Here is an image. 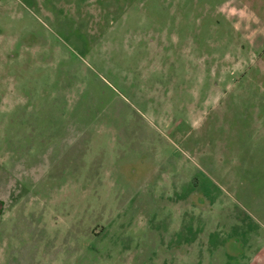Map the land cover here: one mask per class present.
<instances>
[{"label":"rangeland","instance_id":"rangeland-1","mask_svg":"<svg viewBox=\"0 0 264 264\" xmlns=\"http://www.w3.org/2000/svg\"><path fill=\"white\" fill-rule=\"evenodd\" d=\"M0 264H264V0H0Z\"/></svg>","mask_w":264,"mask_h":264},{"label":"flooded vegetation","instance_id":"flooded-vegetation-1","mask_svg":"<svg viewBox=\"0 0 264 264\" xmlns=\"http://www.w3.org/2000/svg\"><path fill=\"white\" fill-rule=\"evenodd\" d=\"M194 187H199L198 184H197V181L195 179H194ZM199 188L200 189H199V192L197 193L198 195H197V198H196V202H198L201 205H204L205 204V199L208 198L209 201H210V207H211V204H214L212 202H214L213 200H215V199L214 198L211 199V195L208 194L204 188H201V187H199ZM214 244L216 245V243H214ZM239 244H240V240L236 239V238L232 239V241L230 243L229 247L232 250L233 254H235V255H238ZM233 247H234V249H233ZM213 250H214V247H213Z\"/></svg>","mask_w":264,"mask_h":264}]
</instances>
